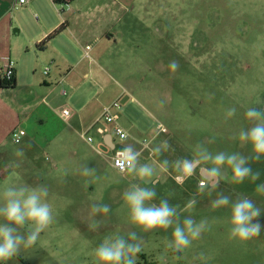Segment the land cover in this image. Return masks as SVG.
I'll return each mask as SVG.
<instances>
[{
  "label": "rangeland",
  "instance_id": "374dc122",
  "mask_svg": "<svg viewBox=\"0 0 264 264\" xmlns=\"http://www.w3.org/2000/svg\"><path fill=\"white\" fill-rule=\"evenodd\" d=\"M121 7H117L116 19L121 21L116 27V44L108 39L82 41V47L77 48L82 56L74 49L71 66L76 74L69 84L62 77L71 66L61 64L58 80H50L57 67L46 62L48 59L38 60L32 51L27 65L20 61L21 84L3 88L0 106L12 117L19 108L26 118L31 116L24 129L29 138L45 139V145L37 142L40 149L36 158L28 150L25 160L22 156L18 160L15 146L19 144L12 141L7 164L11 168L13 162L18 164L24 176L21 174L18 184L13 181V173L6 178L1 173L0 183L5 187L47 186L54 215L38 241L22 248L7 264H96L94 249L105 236L119 232L127 237L132 231L138 233L142 243L136 264H264V227L260 236L250 241L230 239V206L211 207L218 193L233 201L248 196L261 207L258 221L264 226V195L255 193L256 186L264 183V158L250 161L253 172L259 173L255 183L246 180L241 185L232 184L228 169L211 195L197 194L201 173L179 186L172 179L173 171H157L154 202L168 198L170 204L179 205L181 222L191 217L209 224L190 248L175 253L166 247L171 228L144 233L128 222L122 194L130 182L137 181L116 171L81 136L89 127V116L100 115L119 99L123 107L120 123L131 138L121 142L113 134L118 149L133 145L140 150L133 140L157 135L152 146L168 140L173 149L163 153L160 160L190 159L198 143L212 153L251 156V146L240 143L237 137L241 129L252 126L245 119L246 109L264 110V0H133L122 1ZM12 8L25 28H35L34 17L20 13L22 7ZM98 17L92 18V26L101 31L110 24L103 20L111 18L104 15L98 21ZM15 29L18 26L12 34L18 37ZM87 45L91 46L88 55ZM14 49V53L25 56L26 44ZM16 58L14 54L12 59ZM171 61L179 64L174 72L169 69ZM233 106L236 115L225 120V110ZM62 107L71 110L67 121L60 116ZM158 124L167 132L158 133ZM149 153L141 154V163L157 159ZM84 166L94 169V176H83ZM193 196L198 201L195 208L183 210ZM93 201L111 207L107 215L95 217L100 222L95 230L89 215ZM200 253L204 259L197 258Z\"/></svg>",
  "mask_w": 264,
  "mask_h": 264
},
{
  "label": "clouds",
  "instance_id": "9594fccd",
  "mask_svg": "<svg viewBox=\"0 0 264 264\" xmlns=\"http://www.w3.org/2000/svg\"><path fill=\"white\" fill-rule=\"evenodd\" d=\"M178 62L171 61L169 69L176 71ZM235 106L225 110L224 118L228 120L236 115ZM245 119L252 125L248 129H241L238 141L251 146V156L241 153H226L223 151L212 153L202 144H196L191 158L182 157L174 161L160 160L163 153L173 150L168 140L150 146L152 154L157 157L151 163H141V152L133 145H126L118 153L117 164L121 173L134 177L137 182H130L122 194L124 206L128 210V222L141 232L172 229L171 239H166V247L175 253H182L191 247L193 241L198 240L209 227L205 219L197 222L191 217H185L181 222L179 205H172L168 198H161L155 203L157 192L155 186L159 181L154 177L159 172L175 173L172 179L179 186L203 169V176L198 183L197 194L207 192L211 195L220 185L228 169L231 170V183L241 185L246 180L255 183L259 173L253 172L250 161L258 162L264 158V110L249 107L244 113ZM22 155V151L17 153ZM85 177L94 176L95 170L87 166L81 169ZM151 185V187H149ZM255 193L264 195V183L255 188ZM171 195V193H170ZM49 189L44 185H14L9 184L0 192V264L8 261L21 251L34 245L42 232L53 222V208L48 202ZM195 196L184 205L183 210L194 209L197 204ZM230 206L228 218L229 238L239 242H247L258 238L262 231L258 218L262 214L248 196H242L234 201L228 195L218 193L212 200L213 209ZM111 211L108 204L93 201L90 208L92 226L99 228L97 215L104 216ZM256 222H253V221ZM25 230L22 232L21 230ZM142 251L141 237L136 231L129 232L127 237L114 232L104 237L94 249L96 264H136V258ZM204 259L203 253L197 256Z\"/></svg>",
  "mask_w": 264,
  "mask_h": 264
},
{
  "label": "crops",
  "instance_id": "0c3cea01",
  "mask_svg": "<svg viewBox=\"0 0 264 264\" xmlns=\"http://www.w3.org/2000/svg\"><path fill=\"white\" fill-rule=\"evenodd\" d=\"M122 1L133 2V0H70V4L67 5L65 2L56 4L54 0H32L28 6L22 7L23 9L20 11V13L28 15L31 19L33 17L36 19L35 22L32 20L35 24V28L28 29L21 24L15 14H12V7L13 5L16 7L15 4L17 0H0V62L3 58L9 57L12 59L14 54L18 55L16 60L12 59L15 62L14 87L21 84L22 65L23 63L26 65L29 63L28 56L32 51H34L38 60L41 59L40 61H42L48 59L46 62L51 61V63L57 67L55 76H51L50 80H58L57 76L61 72L59 69L61 64L68 68L75 61L74 49H76L80 55L82 54V50L77 49L79 46L80 48L82 47V41L84 42V40L88 38H92L95 42L108 39L106 41L109 43L114 41L116 44V27L121 21L120 18L118 20L116 19L117 7L119 10L122 9ZM59 5H61L60 9H58ZM99 15L100 17H98ZM104 15L109 16L111 21L107 19L103 20V22L105 21L104 23L109 22L110 24L100 31L99 28L92 26V18L98 17V21H100L102 20L101 16L103 17ZM63 24L65 27L62 31L43 43L51 33ZM15 26H18V29L14 30L20 35H18V37H14V34H12ZM21 43L26 44L27 50L25 51V56L17 51L14 53V48ZM35 47L38 49L36 50ZM20 61L23 63H20ZM73 74H76V70L75 67L71 66L68 73L62 77V80H66L67 84H69ZM48 82L51 84V81ZM3 92L4 89L0 87V96H2ZM98 115L93 118L89 116L86 120V124L90 127L100 116ZM30 117L31 116H28L26 118L21 108H19L18 112L15 110L12 117L11 114L5 111L4 106H0V174L2 173V175L5 176L3 178H6L13 173V181L18 184L20 183L21 174L23 175V173H21L20 166L15 162H13V168L7 164L8 161H10L7 155H9V157L12 156L9 153L13 141L11 138L12 133L18 128L24 129V125L30 120ZM44 141L45 139L39 136L36 138H29L28 134H26L19 146H15L16 153L20 151L23 153L22 155H17V159L21 160L22 156V159L25 160L28 150H32L31 154L36 158L38 156L36 153L40 149L38 143L40 145H45ZM133 141L134 143L137 142L135 140ZM5 157L7 159H5ZM13 157L14 159L16 158L14 155ZM4 187L5 184H3V182L0 183V192L3 191Z\"/></svg>",
  "mask_w": 264,
  "mask_h": 264
},
{
  "label": "built area",
  "instance_id": "2783aa9c",
  "mask_svg": "<svg viewBox=\"0 0 264 264\" xmlns=\"http://www.w3.org/2000/svg\"><path fill=\"white\" fill-rule=\"evenodd\" d=\"M32 0H17L16 7H26L28 6ZM61 2L67 3V5L70 4V0H54V3L59 4ZM91 49L90 45H87L85 48L86 55H88L89 50ZM47 73V71H46ZM14 74H15V62L7 57L1 59L0 62V81L1 82H12L14 80ZM62 94H66L65 91L62 92ZM122 105L119 101V99L114 100L112 103L107 105L101 115L94 121V123L86 130L84 131L81 136L83 139L92 146L93 151L103 157L108 159L111 162L112 167L118 171L119 173V167L117 164L118 160V153L122 150L123 146H121L123 143H120L121 149L117 148V144L114 142L113 134L117 137V139L121 142H125L131 138L130 134L125 130L124 127H122L120 120H121V112H122ZM71 115V110L62 107L60 110V116L63 120H68ZM158 133H166L167 130L162 124H158L157 126ZM26 131L23 128H18L14 130L12 133V138L14 143L20 144L22 139L26 136ZM111 137V141H108V137ZM157 135H155L152 138H144L143 140H137V144L140 146V152L141 154L143 152L149 151L150 155H152V152L150 150V146H152V142L154 138ZM126 174V173H121Z\"/></svg>",
  "mask_w": 264,
  "mask_h": 264
},
{
  "label": "trees",
  "instance_id": "16d2710c",
  "mask_svg": "<svg viewBox=\"0 0 264 264\" xmlns=\"http://www.w3.org/2000/svg\"><path fill=\"white\" fill-rule=\"evenodd\" d=\"M64 24L61 25L57 30H55L53 33H51L45 40L43 43L47 42L48 40H50L51 38H53L55 35H57L60 31H62L64 29ZM14 80L12 82H0V87L4 88V87H8V86H14Z\"/></svg>",
  "mask_w": 264,
  "mask_h": 264
},
{
  "label": "flooded vegetation",
  "instance_id": "af4514ba",
  "mask_svg": "<svg viewBox=\"0 0 264 264\" xmlns=\"http://www.w3.org/2000/svg\"><path fill=\"white\" fill-rule=\"evenodd\" d=\"M202 172H203V169H200V170L197 171L196 174H200L201 173V176H203Z\"/></svg>",
  "mask_w": 264,
  "mask_h": 264
},
{
  "label": "water",
  "instance_id": "95a60500",
  "mask_svg": "<svg viewBox=\"0 0 264 264\" xmlns=\"http://www.w3.org/2000/svg\"><path fill=\"white\" fill-rule=\"evenodd\" d=\"M107 139H108L109 142L111 141V137L110 136Z\"/></svg>",
  "mask_w": 264,
  "mask_h": 264
}]
</instances>
